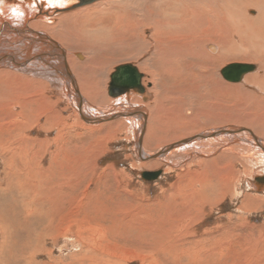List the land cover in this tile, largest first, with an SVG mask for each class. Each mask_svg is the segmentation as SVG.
<instances>
[{"label":"rangeland","instance_id":"1","mask_svg":"<svg viewBox=\"0 0 264 264\" xmlns=\"http://www.w3.org/2000/svg\"><path fill=\"white\" fill-rule=\"evenodd\" d=\"M124 54L120 52L112 55L110 64L106 63L107 65H100L97 68L99 78L95 79L100 87L103 86V93L107 89V80L109 83V72L115 64L117 66L121 62H135L129 54ZM233 62L252 61L241 58L229 59L219 68L222 69L225 64ZM144 72L146 73L144 81L152 83L151 75L146 70ZM84 78L92 81L87 75ZM147 88L150 94L152 84ZM22 89L24 88L16 87L15 92L13 90L11 93L10 105L5 101L6 105L0 108V200L4 204L0 202V264H264V191L254 186H247L248 183H254L251 175L261 173L262 169L261 165L257 167L260 164V154L249 148L248 145L252 146L251 143L244 142V145H241L238 143L241 138L238 137L236 147L233 145L224 147L227 140L222 138L216 145L211 143L216 149L212 153L201 155L198 161L182 163L179 162L181 158H178L162 169L165 163L162 162V166L158 164L156 166L153 158L145 164L140 161L139 153L135 148L137 146L136 130L129 132L121 126L126 117H120L121 113L125 110L136 111L131 109V105L117 107L113 100L115 98L108 93H106L108 98H102L104 101L95 100L97 98H93L91 93H88V96H91L88 97L82 91L90 102L94 99L93 102L96 103H94L96 107L91 106L92 109L84 105V113L87 115L85 116L79 109L73 107L72 97H70L71 101L66 99V102L60 93L53 94L50 88H46L45 92H48L42 94L45 102L41 100L32 103L33 94L27 93V90L23 93ZM221 90L220 93L206 91V96L200 97L199 105L201 106L194 107L202 111L200 116L190 120L179 118V122L174 121L176 118L174 112L158 114L150 108L148 102L138 97L139 103L143 104V109H148L149 113L147 136L153 134L161 138L175 134L176 137L179 135L181 137L194 132L196 128V131H201L215 127H245L246 125L254 130L257 136H262L264 139L262 134L264 130L259 132L262 123L256 120V118L264 117V111H262L264 106L261 107L263 109L255 105L250 106L237 94H232L224 88ZM121 95L123 93L119 96ZM151 97L149 102L152 101ZM209 99L211 103H215L214 107H211L210 102L208 105L202 103ZM129 103L137 106L133 102ZM207 109H216V112L211 113ZM258 114L261 116L259 117ZM102 115L111 118L100 122L87 121L89 117L101 119ZM235 116L239 117L235 118ZM158 118L165 120L166 124H160ZM115 126L116 128H113ZM160 126L163 130L159 129ZM173 126L176 127L172 128ZM128 134L129 136H126ZM172 138L175 139L174 136ZM144 146L149 149L147 144ZM156 146V141H151L149 147L152 149ZM257 146L252 147L261 149ZM158 167L164 170L161 171L160 177L156 180L142 179L143 170L158 169ZM68 178L71 182L75 181L72 183L75 184L74 187H71V184L60 187L62 182L68 181ZM204 182H207L205 184L212 182L213 188L209 187L208 191H204ZM226 185L234 188H230L231 190L228 188L230 190L228 191ZM57 192L63 193L64 199L61 202L63 209L60 208L54 214L51 205L42 206L39 201L43 197H48L54 200L52 204L55 205ZM19 199L25 204H30L28 211L22 208ZM25 199H29V202ZM186 209H189L188 213H185ZM189 212L192 214L189 215ZM47 219L50 221L48 222Z\"/></svg>","mask_w":264,"mask_h":264},{"label":"bare ground","instance_id":"2","mask_svg":"<svg viewBox=\"0 0 264 264\" xmlns=\"http://www.w3.org/2000/svg\"><path fill=\"white\" fill-rule=\"evenodd\" d=\"M93 1L94 0H0V108L1 106L6 105L5 101H7L8 104L11 103L12 101L11 93L13 90L15 92L16 87L24 88L22 89L23 93L26 92L27 90L28 91L27 93L33 94V96L31 97L32 103H35V101L40 102L41 100H43L44 97L42 98V94H46V92H48V91L45 92V90H47L46 88L48 89L50 88L51 89L50 92H54L53 94L60 93L61 94L60 96H62L65 99V101L66 99L71 101L70 97H72L73 98L72 102L74 104L73 107L75 109H79L81 113L87 116L84 113L85 112L84 105L89 106L88 109H92L91 106L93 105V107H96V105H94L95 103L93 102L94 99L90 102L88 98L84 96L83 92H85L86 93L85 95L87 96L88 93H91L90 95L94 96L93 98H97L95 100L98 99L100 100L104 97H107L106 93H108L110 96L115 98L113 100L115 105H117V107L118 106L120 107L122 105L128 107V105H131L132 107L131 109L136 110V111L125 110L124 112L121 113L120 117L124 118V116H126L124 118L125 119L124 123L121 121L122 122L121 126L123 129H126L129 132L130 131L132 132V130L134 131L136 130L137 146L135 148L136 151L139 153L140 161H142L144 164L149 162L153 158L156 161L154 162V165L157 166L158 164V166L159 165L162 166V164L165 163L164 166L162 167V169H165L166 165H170L169 163L174 161V159L178 160V158H181V161L179 162L182 163H186L187 161L188 162L198 161L197 159L201 155L210 152L212 153L214 149H216L214 146H212V144L216 145L217 142H220V139L226 138L227 141L223 145L224 147L227 146L230 147V145L236 147L237 146L236 141L238 137H240L241 138L240 140L242 142L238 141V143H240L241 145L242 144L244 145V142L246 144L249 142L251 143L252 146L254 145V147H256L258 145L261 148L258 150L248 145L249 148H252L258 154H260L259 155L261 157L259 161L260 164L257 167L261 165L262 169H261V173H255L253 176L250 174L251 178L254 179V183H250V184L248 183L247 186L248 187L254 186L257 189L264 191V139H262V136H260L261 138L257 136V133L254 132V130L246 127V125L244 124L245 127L223 126V127H215L204 130H201L202 129L201 128L200 129L201 131H196L197 129L196 128L194 132L181 137H179L180 135L176 137L175 134L174 135L171 134V137L164 136L161 138L160 137L158 138L157 136L155 137L153 134L152 136L151 135L147 136V133H149L148 131L149 113H148V109H143L142 107L143 104L139 103L140 100L138 99L139 97L145 100L146 102H148L150 108L152 110L154 109V111H157L158 114L160 113L162 114L164 112L170 114L174 112V114L176 115L174 121H178L179 118L180 119L182 118V120H190L197 117L200 113H202V111H199V109L196 110L194 109V107H196L197 105H199V103H201L200 97L202 98L206 96L205 93L206 91L210 93L214 91L219 92L221 88H224L228 92L232 94L233 93L237 94L238 96L244 98L246 100V101L244 100L246 104H250V106L255 105L259 107V109L263 107L264 106V0H97L94 2ZM91 2L93 5L90 4ZM120 52L123 55H125L124 53H126L127 55L129 54V57L135 60V62H121L118 63L117 66H115L116 65L115 64L113 66V69L109 72V77H108L109 83L107 80V85H106L107 89L106 91L104 90L103 93V88H102L103 86L100 87L99 83L96 82L97 80L95 79V78H99L98 77L99 70L97 71V68L100 65L109 63V61H111L110 59L112 58V55H117V53ZM234 58H241L248 61H252L253 63L252 62H238V63L253 64L254 69L248 72V74L246 73L247 75L245 74L241 80L229 81L223 76L222 73V69L226 67L227 64L222 66V69L219 68V66H221L222 63H224L225 61ZM125 64H133L136 66V68H138L139 71L143 73L141 74V79H140L141 88H137V89L130 88L129 90L125 91L123 95H121V97L119 96L120 94H118L117 96H113L110 94V83L112 80V75L116 72L117 67ZM144 70H146L151 75L152 83H146V81H144L146 74ZM86 75L92 80L91 82L90 80H87L88 78L87 79L84 78ZM103 75L106 76L105 74ZM224 79H226V81ZM143 84L144 86H142ZM145 84L148 85L152 84L153 88H151L150 94H148V88H147L148 85L145 86ZM90 95L88 97H91ZM150 97L152 98L151 102H149ZM210 99L207 101L202 100L204 101L202 103L208 105ZM129 102H133L137 106L130 104ZM214 106L215 103L212 102L211 107ZM10 107H12V105ZM45 107L46 106H44V108ZM54 107L52 108L54 109ZM57 108L59 109V107ZM169 110H171L172 112H170ZM207 110H209L208 112L211 111V113L216 112L215 111L216 109H207ZM204 111H206V109H204ZM262 111H264V109ZM151 112L154 114L153 111ZM251 114H253V112ZM202 116L204 117V115ZM258 116L260 117L261 115L258 114ZM236 117L237 116H235V118ZM110 118H111L110 116L103 117L102 115L101 119H98L99 121L96 120L95 118L92 119L90 117L87 118L88 119L87 121L100 122ZM262 119H264V117L263 118L261 117V119L256 118L257 122L262 123L259 132L262 131V129L264 130V120ZM157 120L158 122H160V124L163 125L166 124L164 122L165 120H163L162 118H158ZM215 120L217 119L215 118ZM30 124H32V122ZM80 124H82V122H80ZM228 124L230 123L228 122ZM20 125H23V123L22 124L20 123ZM65 125L68 124L65 123ZM174 127L176 126H173L172 128ZM193 127L194 126H192V128ZM113 128H116V126ZM159 129L163 130L162 127ZM175 129L177 130V128ZM164 133L166 134V132ZM262 134L264 137V133ZM126 136H129V134ZM173 136L175 137V139L172 138ZM154 140L156 141L157 146L151 149L149 146H151V141ZM42 141L43 140H41V142ZM144 144H147V147L149 149H147L144 146ZM21 149H24V147H22ZM250 152L252 151L250 150ZM229 162H231V160ZM245 164L247 163L245 162ZM143 166H150V165H143ZM159 168L161 167H158V169H153V168L146 169L143 170V172L159 171V170L164 171ZM251 169L253 168L251 167ZM35 175L36 174H34V177H36ZM57 175H59V173ZM68 181L66 180L62 182L60 187L62 186L64 187L66 185L70 186V184L72 185L71 187H74L75 184L73 185L72 183H74L75 181L73 180L74 182H71L69 178ZM31 182H35V181H31ZM205 183L207 182H204V186H203L204 191L206 190L208 191L209 187L210 189L213 188L212 182L208 184ZM226 186L228 189L229 185ZM222 188H224V186ZM230 188L232 187L230 186ZM25 189L26 188H24V190ZM229 189L228 191L231 190ZM10 191L16 192L13 190ZM45 194H47V192ZM21 199L23 200L24 198ZM63 199H64L63 193L57 192V197L55 198L56 200L55 205L52 204L54 200L52 201V199L48 197H43L39 201V203L42 206L51 205L50 207L52 213L55 214L57 210L61 208V202ZM7 200L8 199H6V201ZM22 200L20 202V204L23 206L22 208H24V210L27 209L28 211V208L30 207V206L28 207V205L30 204L28 203L25 204L24 202H22ZM1 201L2 200H0V202ZM26 201L29 202V199ZM188 211L189 209H186L185 213H188ZM175 212L178 211L175 210ZM177 214L179 215V213ZM190 214L192 213L189 212V215ZM170 217L171 216H169V218ZM47 220L48 222L50 221L49 219ZM51 223L52 222H50V224Z\"/></svg>","mask_w":264,"mask_h":264},{"label":"water","instance_id":"3","mask_svg":"<svg viewBox=\"0 0 264 264\" xmlns=\"http://www.w3.org/2000/svg\"><path fill=\"white\" fill-rule=\"evenodd\" d=\"M86 2V1H84ZM254 69L253 64L248 63H231L222 69L223 76L229 81H238L243 76ZM141 73L133 64H125L117 67L116 72L112 75L110 83V94L117 96L124 93L130 88H141ZM161 174L159 171H144L142 178L145 180H156Z\"/></svg>","mask_w":264,"mask_h":264}]
</instances>
